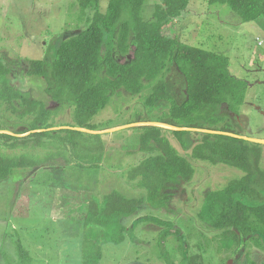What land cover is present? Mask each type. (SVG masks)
Returning a JSON list of instances; mask_svg holds the SVG:
<instances>
[{"label":"rangeland","instance_id":"rangeland-1","mask_svg":"<svg viewBox=\"0 0 264 264\" xmlns=\"http://www.w3.org/2000/svg\"><path fill=\"white\" fill-rule=\"evenodd\" d=\"M157 1L146 0L141 10L143 18L152 15ZM107 2L99 0L98 8L104 10ZM80 15L77 0H0V57L10 65L13 85L26 93L25 97L28 93L41 102L36 109L48 107L47 122L52 130L76 125L74 107L68 101L51 98L44 78L27 74L29 60L51 61L61 35H74L80 29H74L76 26L84 27ZM162 31L182 43L228 57L229 71L248 81L246 103L237 115L224 111L226 116L216 127L264 139V29L258 21H243L227 4L189 0L180 17L164 25ZM128 55L131 57L132 52ZM171 70L167 86L174 99L181 102L186 93L185 80L175 68ZM149 89L145 86L131 93L121 88L89 121L102 134L103 155L98 166H84V158L79 159L78 154H69L66 163L65 158L56 159L58 164L53 168L42 158L41 165L14 170L0 182V264H83V221H79V212L84 211V200H101L112 192L128 198L145 193L136 185L138 178L128 174L145 156L141 149L145 129L137 126L169 118V100L165 98L161 109L153 108L146 101ZM26 106L15 101L8 108L0 101V132L11 134L25 129L38 113L24 111L20 116L18 111ZM165 129L162 134L171 146L193 166L191 179L169 184L161 205L146 199L136 214L124 218L130 228L122 232L120 243L102 244L96 264H264V239H244L238 249L230 247L229 241L222 245V230L209 226L198 215L207 191L225 187L243 172L220 162L193 158L191 148L182 149L171 129ZM195 132L192 137L197 139L200 135ZM87 138L91 143L92 138ZM77 141L84 146V138ZM19 146L3 150L38 157L53 150L50 153L56 156V144L52 149L50 145L25 148L21 142ZM261 166L264 170V148ZM141 216L143 219L135 222ZM186 255L190 258H184Z\"/></svg>","mask_w":264,"mask_h":264},{"label":"trees","instance_id":"trees-1","mask_svg":"<svg viewBox=\"0 0 264 264\" xmlns=\"http://www.w3.org/2000/svg\"><path fill=\"white\" fill-rule=\"evenodd\" d=\"M77 2L84 27L76 26L74 29H80L74 35H61L51 61L29 60L27 73L48 82L47 93L51 98L73 105L72 117L76 125L71 127L98 130L89 121L107 105L115 92L124 88L138 93L149 86L146 101L153 108L159 110L165 98L169 100V118L153 121L231 132L228 127L218 128L216 125L226 116L224 111L239 113L240 107L246 103L248 81L229 71L227 56L182 43L162 31L164 25L180 17L189 0H158L152 15L147 18L141 16L146 0H108L104 10L98 8L99 0ZM208 2L227 4L243 21H258L264 29V0ZM130 52L132 56L128 57ZM174 68L181 73L186 84L185 98L181 102L174 99L167 86L166 77ZM11 72L9 63L0 57V101L6 102L8 108L15 101L27 105L25 110L18 111L20 116L24 111L34 113L41 102L30 98L28 93L25 97L26 93L13 85ZM39 110L25 129L11 134L0 132V182L14 170L24 171L38 163L41 165L42 158L50 168L58 164L54 162L56 159L65 158L66 163L70 155L76 157L77 154L79 159L84 158V166L100 164L103 155L101 133L67 128L51 130L53 126L47 122L48 107ZM137 128L145 129L141 137L145 156L128 174L132 179L138 178L136 185L145 193L128 198L112 192L101 200H84V211L79 212L82 217L79 221H83V264L97 263L103 243H120L122 232L131 226H125L124 218L136 214L146 199L161 205L169 184L188 181L194 173L191 163L162 134L167 129L153 125ZM30 131L26 136L17 137ZM170 131L182 149L191 148L193 158L220 162L243 172L225 187L207 191L198 213L206 224L222 230V245L229 241L230 247L238 249L244 239H264V170L261 166L264 144L220 133L196 131L200 137L194 139L192 131ZM88 136L92 138L91 143ZM79 137L85 139L84 146L77 141ZM19 142L31 149L37 146L48 148V145L52 149L56 144V156L50 153L53 150L44 157L29 152L8 154L3 150L6 147L17 149ZM82 152L83 156H79ZM140 219L142 216L135 222Z\"/></svg>","mask_w":264,"mask_h":264},{"label":"water","instance_id":"water-1","mask_svg":"<svg viewBox=\"0 0 264 264\" xmlns=\"http://www.w3.org/2000/svg\"><path fill=\"white\" fill-rule=\"evenodd\" d=\"M148 123L149 124H143V125H153V126L165 127V128H169V129H172V130H189V131H202V132H209V133H220V134H225V135L242 137L244 139H248V140H251V141H255V142H259V143H263L264 144V139L260 140V139H257V138H252V137H247V136H240L238 134H234V133H231V132H223V131H216V130L203 129V128L178 127V126L170 125V124L163 123V122H157V121L148 122ZM64 128L73 129V130H77V131H82V132H86V133H101V131H98V130H91V129H86V128L77 127V126H73V127L66 126ZM59 129H60V127H59Z\"/></svg>","mask_w":264,"mask_h":264},{"label":"flooded vegetation","instance_id":"flooded-vegetation-1","mask_svg":"<svg viewBox=\"0 0 264 264\" xmlns=\"http://www.w3.org/2000/svg\"><path fill=\"white\" fill-rule=\"evenodd\" d=\"M230 115H233L232 113H230Z\"/></svg>","mask_w":264,"mask_h":264},{"label":"bare ground","instance_id":"bare-ground-1","mask_svg":"<svg viewBox=\"0 0 264 264\" xmlns=\"http://www.w3.org/2000/svg\"><path fill=\"white\" fill-rule=\"evenodd\" d=\"M232 261V260H231Z\"/></svg>","mask_w":264,"mask_h":264}]
</instances>
